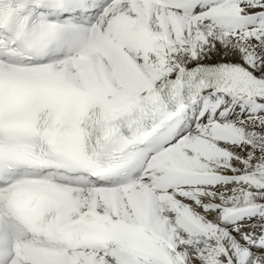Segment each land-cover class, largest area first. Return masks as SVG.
Returning <instances> with one entry per match:
<instances>
[{
  "label": "snow or ice",
  "instance_id": "1",
  "mask_svg": "<svg viewBox=\"0 0 264 264\" xmlns=\"http://www.w3.org/2000/svg\"><path fill=\"white\" fill-rule=\"evenodd\" d=\"M0 264H264V0H0Z\"/></svg>",
  "mask_w": 264,
  "mask_h": 264
}]
</instances>
